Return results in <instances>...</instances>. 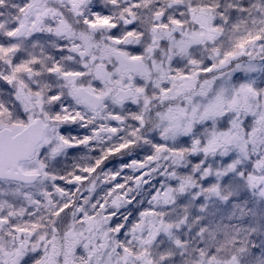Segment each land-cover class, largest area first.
I'll return each mask as SVG.
<instances>
[{"label":"snow or ice","instance_id":"6c2138e0","mask_svg":"<svg viewBox=\"0 0 264 264\" xmlns=\"http://www.w3.org/2000/svg\"><path fill=\"white\" fill-rule=\"evenodd\" d=\"M0 264H264V0H0Z\"/></svg>","mask_w":264,"mask_h":264}]
</instances>
